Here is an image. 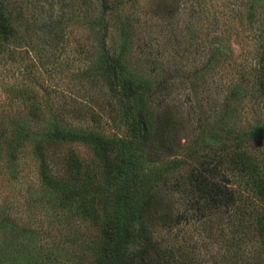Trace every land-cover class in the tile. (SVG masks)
Masks as SVG:
<instances>
[{"label": "rangeland", "instance_id": "obj_1", "mask_svg": "<svg viewBox=\"0 0 264 264\" xmlns=\"http://www.w3.org/2000/svg\"><path fill=\"white\" fill-rule=\"evenodd\" d=\"M103 1L15 0L24 15L20 35L32 52L0 59V134L12 122L32 133L56 123L139 141L141 112L126 101L125 84L148 98L153 116L165 113L182 124L181 155L198 134L206 139L189 155L212 156L225 144L222 130L264 123V93L257 90L264 0ZM232 93L239 97L229 106ZM9 143L0 144V264H99L101 231L81 220L76 204L54 207L40 174L38 139ZM46 153L61 175L68 156H79L78 184L100 161L89 143ZM186 205L179 202L175 215ZM198 225L183 222L174 233H189L198 264H208L221 246V227L209 236Z\"/></svg>", "mask_w": 264, "mask_h": 264}, {"label": "trees", "instance_id": "obj_2", "mask_svg": "<svg viewBox=\"0 0 264 264\" xmlns=\"http://www.w3.org/2000/svg\"><path fill=\"white\" fill-rule=\"evenodd\" d=\"M107 4L104 0L103 5ZM23 16L15 0H0L2 61L32 52L20 35ZM116 79L122 81L119 76ZM257 85L259 93H264L263 72ZM125 87L126 101H136L141 112L139 141L109 139L56 123L32 133L30 126L12 122L2 129L0 144L38 139L40 174L54 196V207L76 204L81 220H92L101 231L99 264H198L190 234L174 233L183 222L199 224L209 236L214 225H220L221 246L208 264H264V123L222 130L225 144L212 156L189 155L206 139L204 133L198 134L193 146H185L186 155H181L182 124L165 113L153 116L147 109L148 98ZM238 97L232 93L228 105ZM162 116L166 117L163 122ZM64 143H89L97 151L100 161L93 171H84L82 184L77 183L83 163L79 156H68L63 175L50 167L48 148ZM182 167L187 171L177 174ZM182 200L187 204L185 211L175 215Z\"/></svg>", "mask_w": 264, "mask_h": 264}]
</instances>
